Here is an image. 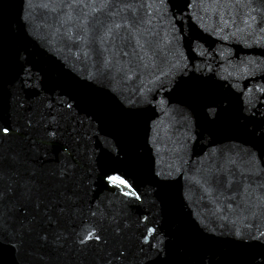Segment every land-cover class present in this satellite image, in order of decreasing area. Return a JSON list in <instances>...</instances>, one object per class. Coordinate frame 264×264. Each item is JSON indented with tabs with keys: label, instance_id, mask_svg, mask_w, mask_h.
<instances>
[{
	"label": "water",
	"instance_id": "1",
	"mask_svg": "<svg viewBox=\"0 0 264 264\" xmlns=\"http://www.w3.org/2000/svg\"><path fill=\"white\" fill-rule=\"evenodd\" d=\"M0 264H264V0H0Z\"/></svg>",
	"mask_w": 264,
	"mask_h": 264
},
{
	"label": "snow or ice",
	"instance_id": "2",
	"mask_svg": "<svg viewBox=\"0 0 264 264\" xmlns=\"http://www.w3.org/2000/svg\"><path fill=\"white\" fill-rule=\"evenodd\" d=\"M4 131L6 132L7 130L5 129ZM121 183H123V181H121Z\"/></svg>",
	"mask_w": 264,
	"mask_h": 264
}]
</instances>
